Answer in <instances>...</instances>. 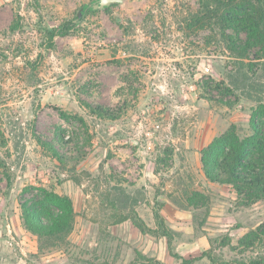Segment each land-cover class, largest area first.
Here are the masks:
<instances>
[{
	"label": "rangeland",
	"instance_id": "1",
	"mask_svg": "<svg viewBox=\"0 0 264 264\" xmlns=\"http://www.w3.org/2000/svg\"><path fill=\"white\" fill-rule=\"evenodd\" d=\"M94 1L102 3L0 0V157L13 176L8 187L0 168V253L34 245L37 254L27 255L32 264H45L40 255L54 252L77 259L72 235L81 234L87 220L122 221L140 208L139 216L155 228L154 211L167 204L180 213L161 214L181 256L211 247L226 259L264 252V242L239 244L264 223V200L241 206L231 186L206 178L200 159L233 123L242 137L252 134L251 108L264 100V60L254 50L241 57L227 49L224 31H234L223 30L217 18L204 22L200 0H123L74 19L79 7ZM63 24L72 25L71 32L51 40L48 31ZM85 103L117 118H100ZM45 188L87 200L82 206L101 215H76L65 244L40 250L37 235L24 226L22 205L42 201ZM195 190L208 197L207 206L175 202L187 204ZM108 201L126 214L107 216ZM142 234L162 248L167 242ZM93 238L103 249L102 235ZM131 254L127 264H147L143 256L180 263L168 243L161 258L138 248Z\"/></svg>",
	"mask_w": 264,
	"mask_h": 264
},
{
	"label": "trees",
	"instance_id": "2",
	"mask_svg": "<svg viewBox=\"0 0 264 264\" xmlns=\"http://www.w3.org/2000/svg\"><path fill=\"white\" fill-rule=\"evenodd\" d=\"M201 18H213L223 30L231 28L234 35L225 34L229 38L227 49L245 57L254 50L256 59L264 60V0H200ZM111 4H96V2L83 4L77 9L74 19H82L88 12L98 8L109 9ZM200 18V19H201ZM74 26V20H72ZM72 25L63 24L59 29L48 31L51 40L57 35H68ZM13 30L15 27H12ZM242 33L246 38H242ZM221 102L225 103L223 99ZM257 104L251 108L250 126L252 134L242 137L236 124H231L224 132L201 150L202 170L206 178L213 183L229 185L236 193L241 206L248 207L264 200V100L258 98ZM230 104V103H229ZM85 106L100 118H117V114L105 107H95L85 103ZM65 114V113H63ZM54 153L49 142H44ZM0 168L3 169L8 187L13 184V176L6 163L0 157ZM44 199L32 205H22V220L25 228L37 235L39 248L61 247L68 240L74 229L77 212L73 199L66 194H60L53 189H43ZM188 203L178 199L175 202L185 208L198 209L207 206L208 197L200 191L190 193ZM188 194V195H189ZM187 195V196H188ZM122 219H131L133 224L142 232L167 238L168 249L171 255L180 259L179 264H194L203 258L212 264H264V252H257L250 257H235L226 259L217 255L211 248L200 255L184 257L173 251L174 231L167 225L160 210L154 211L155 228H151L146 221L134 210ZM264 242V223L250 230L239 244L243 247H254ZM147 264H168L156 258L143 256Z\"/></svg>",
	"mask_w": 264,
	"mask_h": 264
},
{
	"label": "crops",
	"instance_id": "3",
	"mask_svg": "<svg viewBox=\"0 0 264 264\" xmlns=\"http://www.w3.org/2000/svg\"><path fill=\"white\" fill-rule=\"evenodd\" d=\"M86 201H73L77 216H80L81 213L88 216L91 214L94 216H96V214L98 216L101 215V213L90 212L89 209L85 207L87 202H89ZM112 203V201L105 202L103 211L107 216L115 217L116 214H126V209H119V211H117V208L113 206ZM82 204L85 206L83 207ZM135 209L138 210L139 214L143 217L141 210H139L140 208ZM170 210L172 213H174L173 215H175V217L180 215L177 207H174L171 204H167L161 213H163L165 217L167 214L172 215ZM173 227L177 228L176 226ZM91 228H95V237L98 234L102 235L103 242L101 245L103 246V249H97V247H95L99 244V240H95V238H93V240L91 239V236L94 233L92 231L90 232ZM18 230H20L23 234H28L26 231H23L21 227ZM81 231L82 233L76 237L72 235V242L74 245H77V248L76 246L75 248L78 249V251L73 253V256H78L77 259H70L65 253L58 254L59 252H54L50 254H44L43 256L40 255L41 262L45 264H127L130 254L134 253L135 248L143 251V253L157 256L158 258H161L160 255L163 250L165 253L167 251L166 241L163 243L164 248H162L161 241L156 239L145 240L144 234H142L129 219L121 221L111 218L109 221L104 222L103 224L100 223V221L87 220L85 224L82 225ZM93 249L96 251V253H98L97 255H93V252L91 251ZM37 252V246H21V248L9 251L8 256L2 255L0 253V264H32L30 261H28L30 257L27 255H35ZM95 257L97 260H91V258Z\"/></svg>",
	"mask_w": 264,
	"mask_h": 264
},
{
	"label": "water",
	"instance_id": "4",
	"mask_svg": "<svg viewBox=\"0 0 264 264\" xmlns=\"http://www.w3.org/2000/svg\"><path fill=\"white\" fill-rule=\"evenodd\" d=\"M123 0H102V4L120 3Z\"/></svg>",
	"mask_w": 264,
	"mask_h": 264
}]
</instances>
